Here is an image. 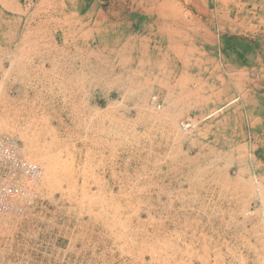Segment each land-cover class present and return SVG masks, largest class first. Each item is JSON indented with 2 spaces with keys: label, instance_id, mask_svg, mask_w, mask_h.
Instances as JSON below:
<instances>
[{
  "label": "rangeland",
  "instance_id": "1",
  "mask_svg": "<svg viewBox=\"0 0 264 264\" xmlns=\"http://www.w3.org/2000/svg\"><path fill=\"white\" fill-rule=\"evenodd\" d=\"M3 137L0 264H264V0H0Z\"/></svg>",
  "mask_w": 264,
  "mask_h": 264
},
{
  "label": "built area",
  "instance_id": "2",
  "mask_svg": "<svg viewBox=\"0 0 264 264\" xmlns=\"http://www.w3.org/2000/svg\"><path fill=\"white\" fill-rule=\"evenodd\" d=\"M183 128L188 132L190 125L184 123ZM42 174L41 165L24 157L17 140L0 138V212H14L18 201L27 195L29 184L38 181Z\"/></svg>",
  "mask_w": 264,
  "mask_h": 264
}]
</instances>
